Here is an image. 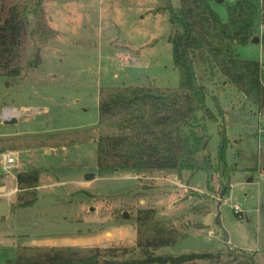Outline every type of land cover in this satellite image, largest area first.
<instances>
[{"label": "rangeland", "instance_id": "rangeland-1", "mask_svg": "<svg viewBox=\"0 0 264 264\" xmlns=\"http://www.w3.org/2000/svg\"><path fill=\"white\" fill-rule=\"evenodd\" d=\"M20 1L0 0V14L5 16L9 7ZM178 1L171 0L174 4ZM232 1L211 0L223 22L228 21L227 4ZM157 3L158 0H42L54 32L44 39L29 41L21 77L0 75V114L5 108L21 110L22 105H30L33 112L10 124L8 130L58 129L55 135H33L22 141L28 146L41 142L67 146L59 150V157H33L43 181L69 175L84 179L87 173H96L97 177L86 178L92 180L84 189L76 183L42 188L38 201L30 207L18 208L16 195L10 196V213L0 219V264H15L18 244L118 247L117 258L127 260L139 253L136 214L142 207L154 208L157 218L171 220L187 234L175 245L158 249L157 254L222 250L224 257L217 264H229L227 252L233 250L231 254L240 255L244 250L264 264V111H258L224 76H217L213 84L200 74L224 110L218 111L214 99L208 98L217 116L207 121L209 149L217 159L223 141L221 130L225 129L227 162L222 172L226 171V176L218 170L209 181L204 170L192 175L184 170L181 181L175 182L173 175L177 171L173 169L98 167L99 88L179 85L169 40L170 14L168 10L154 12ZM259 43L239 45L237 53L242 58L264 62ZM35 52L40 62L30 67L27 61ZM44 104L52 107L50 114L35 108ZM4 128L0 123V129ZM129 172L133 177L126 176ZM236 204L241 217L235 213ZM208 214L213 215L211 224L209 220L205 223ZM215 214L221 215L222 222ZM211 229L215 231L213 235L209 233ZM7 232L18 235L5 236ZM47 239L55 244L42 245ZM123 248L129 252L126 256H122ZM105 257L113 258L109 254ZM197 264L215 263L203 259Z\"/></svg>", "mask_w": 264, "mask_h": 264}, {"label": "trees", "instance_id": "trees-1", "mask_svg": "<svg viewBox=\"0 0 264 264\" xmlns=\"http://www.w3.org/2000/svg\"><path fill=\"white\" fill-rule=\"evenodd\" d=\"M169 11L174 65L180 76L178 87L149 85H106L99 88L97 163L101 169H173L191 175L204 170L207 180L226 166L227 137L218 158L209 149L207 121L216 120L208 105L212 97L218 111L224 112L219 97L203 82L204 76L215 84L224 76L246 98L264 111V62L242 58L239 45L258 36L264 51V0H233L227 4L228 21L223 22L211 0H158L154 12ZM262 26V31L258 30ZM54 30L45 14L42 0H21L0 14V75L21 77L29 41L44 39ZM39 53L27 61L35 67ZM194 71V72H193ZM223 176H226L222 172ZM41 171L31 167L17 173L18 208L30 207L38 200ZM238 215V214H237ZM139 253L119 260L118 247L21 245L16 249L15 264H197L208 259L220 263L224 252L188 251L180 254H157V250L175 245L186 232L169 219H159L151 207L139 208L136 214ZM226 255L229 264H260L255 255ZM122 249V256L128 254ZM109 254L113 258H106Z\"/></svg>", "mask_w": 264, "mask_h": 264}, {"label": "crops", "instance_id": "crops-1", "mask_svg": "<svg viewBox=\"0 0 264 264\" xmlns=\"http://www.w3.org/2000/svg\"><path fill=\"white\" fill-rule=\"evenodd\" d=\"M259 45L261 47V43H259ZM38 107L40 108L39 111L43 114L44 113L50 114L53 110L52 107L48 104H44L43 106H36L35 108H38ZM29 108H30V105L29 106L22 105L21 110H17L16 108H5L2 114H0V119H1L0 123L5 126L4 128L5 130L0 129L1 130L0 131V200L5 199V198L9 199L10 196L12 197L13 196L15 197V195L17 196V191L19 190V185L17 181V173L21 170L28 169L30 166L34 167L35 165H33V157L35 156H41V157H46V158L59 157L60 156L59 150L61 148L62 149L67 148V146L65 145L48 144V143H42V142L39 145L34 143V144H31V146H28L27 145L28 143L22 142V141H25V139L32 137L33 135H36V137L38 135H55L56 133H58V129H56L55 127H51V128L46 127L43 130L28 131V132L27 131L22 132L18 130L12 131L6 128L8 126H11L10 124H13V123H10V124L6 123L5 122L6 120L16 118L15 122L19 121L23 117L24 114L27 115L28 113L33 112ZM8 153L14 156L15 158L14 162L12 163L7 162ZM22 154H26V155L23 156ZM132 173L129 172L126 176L133 177ZM182 175H183V172L180 174L178 173L174 174L173 179L175 180V182L179 180L181 181ZM95 177H97L96 173H95ZM90 180L92 179L79 178L78 175H69L67 178L58 179L57 181H53V180L43 181V179L40 177V183L37 189L39 192V190H41L42 188L55 186L56 184L64 185V184H73V183L78 184L81 189H84L89 184ZM182 183L183 182H181V185H183ZM142 208H145V207H142ZM215 216L217 220L220 216L221 222H222L223 219L220 214L219 215L215 214ZM212 217L213 215L209 214V224L212 223ZM213 234L210 233V235H213ZM6 235L7 236L16 235L17 236L18 234L17 233L12 234V233L7 232L5 233V236ZM49 243H51L50 240L43 243L42 245H49ZM53 244L55 243L52 242L51 245ZM24 245H31V244H24ZM18 246H21V245L19 244L15 245V248L17 249Z\"/></svg>", "mask_w": 264, "mask_h": 264}, {"label": "water", "instance_id": "water-1", "mask_svg": "<svg viewBox=\"0 0 264 264\" xmlns=\"http://www.w3.org/2000/svg\"><path fill=\"white\" fill-rule=\"evenodd\" d=\"M253 41H254L255 43L260 42V37L256 36V37L253 39ZM193 72H194V71H193ZM15 121H16V118H13V119H8V120H6L5 122L8 123V124H10V123H13V122H15ZM94 176H95V175H94L93 173H87V174L85 175L86 178H94ZM224 191H225V190H223L221 196H223ZM219 203L221 204V200H220ZM9 213H10V201H9V199H7V198H5V199H1V200H0V219L3 218V217L8 216ZM208 220H209V214L207 215V218H206L205 223H207ZM218 220H219V222H221V218H220V216H219ZM228 238H229V236H228L227 232H225L224 239L227 241Z\"/></svg>", "mask_w": 264, "mask_h": 264}, {"label": "built area", "instance_id": "built-area-1", "mask_svg": "<svg viewBox=\"0 0 264 264\" xmlns=\"http://www.w3.org/2000/svg\"><path fill=\"white\" fill-rule=\"evenodd\" d=\"M261 31H262V26H261ZM14 161H15L14 156H13L12 154L8 153V154H7V162L12 163V162H14ZM234 208H235V210H236L235 213L238 214L239 217H241L240 214L238 213V211H239V209H240L239 205L236 204V205L234 206ZM210 233L213 234V233H215V231L211 230Z\"/></svg>", "mask_w": 264, "mask_h": 264}]
</instances>
